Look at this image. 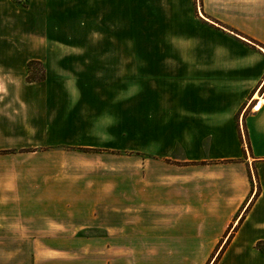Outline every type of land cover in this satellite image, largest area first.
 <instances>
[{
	"label": "crops",
	"instance_id": "0c3cea01",
	"mask_svg": "<svg viewBox=\"0 0 264 264\" xmlns=\"http://www.w3.org/2000/svg\"><path fill=\"white\" fill-rule=\"evenodd\" d=\"M200 3L221 30L189 49L167 21L195 0H0V239L264 264V0ZM137 18L177 43L137 44Z\"/></svg>",
	"mask_w": 264,
	"mask_h": 264
},
{
	"label": "rangeland",
	"instance_id": "374dc122",
	"mask_svg": "<svg viewBox=\"0 0 264 264\" xmlns=\"http://www.w3.org/2000/svg\"><path fill=\"white\" fill-rule=\"evenodd\" d=\"M201 0H195L193 8L191 5H184V16L182 20L167 21L169 27L178 25V29H182L183 35L178 37L183 38L182 43L185 45L192 44V32L200 31L206 33L207 30H221V24L215 23L207 15L203 13L201 8ZM26 0L23 2V4ZM138 6V5H137ZM138 17V15H137ZM162 22V21H161ZM159 21H149L138 19L136 20V43L137 44H168L177 43L175 34L177 31H160ZM234 37V35H232ZM239 39V38H237ZM234 44V42H232ZM192 49V46H188ZM258 48V47H257ZM34 69L39 70L40 66ZM41 70V69H40ZM36 74L31 77L35 78ZM240 116L239 126H240ZM84 236H104L99 230L93 229ZM8 239V238H4ZM0 239V264H102L103 252L106 251L107 245L96 243H16L7 242ZM12 239V238H10ZM16 239V238H15ZM133 244L116 245V251L119 253L120 264L137 261V250ZM140 253V252H139ZM216 259V258H215ZM211 260V262L215 261ZM143 261L139 260L138 263ZM144 262V261H143ZM146 262V261H145ZM152 263L154 261H151ZM212 262V263H213ZM129 264V263H128Z\"/></svg>",
	"mask_w": 264,
	"mask_h": 264
},
{
	"label": "trees",
	"instance_id": "16d2710c",
	"mask_svg": "<svg viewBox=\"0 0 264 264\" xmlns=\"http://www.w3.org/2000/svg\"><path fill=\"white\" fill-rule=\"evenodd\" d=\"M236 33H237V32H236ZM237 34H239V33H237ZM244 37H245V36H244ZM245 38L248 39V40L251 42L250 45H251L252 47H254V44L259 45V43H257L256 41H254V40H252V39H250V38H247V37H245ZM34 66H37L36 68H38V66H40L39 70L37 71L36 69H34ZM40 69H41V70H40ZM32 74H33V75L36 74V76H34L35 78H32V77H31ZM44 79H45V69H44L42 63L37 62V61H31V62H29V64H28V76H27V81H28V82H36V81H38V82H39V81H43ZM241 139H242V137H241ZM244 152L246 153V150H244ZM242 219H243V217L240 219V222H242ZM240 222H239V223H240ZM229 241H230V238H228L227 243H225V245L223 246L221 252L223 251L224 247L226 246V244H228ZM256 248H257L258 250L264 252V242H258V243L256 244ZM221 252H220V253H221ZM215 262H216V261H215Z\"/></svg>",
	"mask_w": 264,
	"mask_h": 264
},
{
	"label": "bare ground",
	"instance_id": "6f19581e",
	"mask_svg": "<svg viewBox=\"0 0 264 264\" xmlns=\"http://www.w3.org/2000/svg\"><path fill=\"white\" fill-rule=\"evenodd\" d=\"M255 99H257V100L259 99L260 101H263L264 95L262 97H260V95L259 96L257 95V96H255Z\"/></svg>",
	"mask_w": 264,
	"mask_h": 264
},
{
	"label": "built area",
	"instance_id": "2783aa9c",
	"mask_svg": "<svg viewBox=\"0 0 264 264\" xmlns=\"http://www.w3.org/2000/svg\"><path fill=\"white\" fill-rule=\"evenodd\" d=\"M17 1H19V2H21V3H22V2H24L25 0H17ZM263 82H264V81H263ZM263 94H264V92H263Z\"/></svg>",
	"mask_w": 264,
	"mask_h": 264
}]
</instances>
